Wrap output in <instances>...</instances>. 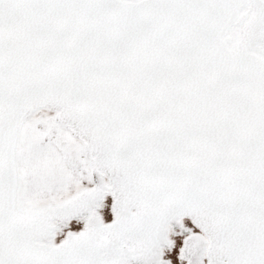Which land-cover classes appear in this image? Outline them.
Segmentation results:
<instances>
[{"label": "snow or ice", "instance_id": "1", "mask_svg": "<svg viewBox=\"0 0 264 264\" xmlns=\"http://www.w3.org/2000/svg\"><path fill=\"white\" fill-rule=\"evenodd\" d=\"M0 264H264V0H0Z\"/></svg>", "mask_w": 264, "mask_h": 264}]
</instances>
